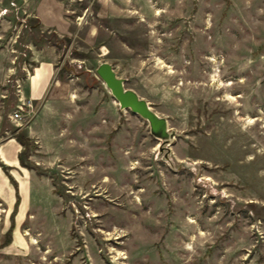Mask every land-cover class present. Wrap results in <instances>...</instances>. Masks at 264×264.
Listing matches in <instances>:
<instances>
[{
    "label": "rangeland",
    "instance_id": "obj_1",
    "mask_svg": "<svg viewBox=\"0 0 264 264\" xmlns=\"http://www.w3.org/2000/svg\"><path fill=\"white\" fill-rule=\"evenodd\" d=\"M113 1L88 45L84 26L70 42L35 22L30 0H0V140L50 48L60 77L94 87L117 118L97 159L39 167L31 142L21 151L52 190L19 221L0 201V264H264V0ZM102 59L165 117L168 144L118 107L94 72ZM36 107L23 102V118Z\"/></svg>",
    "mask_w": 264,
    "mask_h": 264
},
{
    "label": "crops",
    "instance_id": "obj_2",
    "mask_svg": "<svg viewBox=\"0 0 264 264\" xmlns=\"http://www.w3.org/2000/svg\"><path fill=\"white\" fill-rule=\"evenodd\" d=\"M94 1L96 8L91 14L85 9L77 14L70 0H30V9L40 27L70 42L77 37L78 29L84 26L83 34L78 38L91 45L97 41L101 27L107 29L100 24L101 19L110 15L116 7L113 0ZM90 18L94 22H89ZM48 51V57L38 59L27 73L18 97L19 103L37 104L26 122H14L33 144V150L27 153L25 159L39 167L97 159L101 151L102 132L108 135L115 129L116 111H107L109 105L94 87L84 89L73 78L60 77L59 71L64 69L56 67L54 50L50 48ZM23 149L11 134L0 140V163L16 183L18 202L14 213L16 211L17 221L44 189V193L52 190L49 177L37 175L32 166L23 165L26 160L20 162ZM14 200L15 189L0 166V201L11 211ZM15 228L17 224L14 220L12 231Z\"/></svg>",
    "mask_w": 264,
    "mask_h": 264
},
{
    "label": "water",
    "instance_id": "obj_3",
    "mask_svg": "<svg viewBox=\"0 0 264 264\" xmlns=\"http://www.w3.org/2000/svg\"><path fill=\"white\" fill-rule=\"evenodd\" d=\"M94 72L107 88L119 108L128 109L145 119L149 133L161 141L160 147L174 137V131L168 129L166 119L158 115L132 88L124 86L123 78L118 76L112 65L105 60L97 63Z\"/></svg>",
    "mask_w": 264,
    "mask_h": 264
},
{
    "label": "trees",
    "instance_id": "obj_4",
    "mask_svg": "<svg viewBox=\"0 0 264 264\" xmlns=\"http://www.w3.org/2000/svg\"><path fill=\"white\" fill-rule=\"evenodd\" d=\"M11 132H12L11 135H13V136L16 138V140H17V141H18V142H19L24 148H27V147H28L29 142H30L29 138H28L24 133H22V132L17 128V126H14ZM20 157H21V153H20ZM20 162L23 163V160H22L21 158H20ZM23 165H26V166L30 167V166L27 165V164H23ZM0 166H1V168L3 169V171L7 174V176H8V178H9L10 182L12 183V185H13V187H14V189H15V200H14V202H13V207H12V209H11V211H10V214H9L10 217L12 218V214L14 213V210H15L16 204H17V202H18V195H17V192H16V183H15V181L11 178V176L6 172L5 167H4L1 163H0ZM11 218H10L9 225H8V227H7V229H6L5 233H4V239H3V241H2V244H5V243H7V242L9 241V234H10V231H11V229H12V227H13V220H12Z\"/></svg>",
    "mask_w": 264,
    "mask_h": 264
},
{
    "label": "built area",
    "instance_id": "obj_5",
    "mask_svg": "<svg viewBox=\"0 0 264 264\" xmlns=\"http://www.w3.org/2000/svg\"><path fill=\"white\" fill-rule=\"evenodd\" d=\"M22 104L23 102L21 103H18L16 104L15 108L12 110V112L10 113L9 117L13 120H18V121H23V122H26L29 118L28 117H25L23 118V115L21 113V110H22ZM27 106L29 105L30 106V103L29 102H26L25 103Z\"/></svg>",
    "mask_w": 264,
    "mask_h": 264
}]
</instances>
